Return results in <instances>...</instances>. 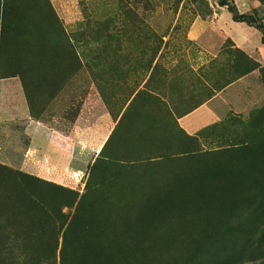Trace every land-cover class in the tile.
Instances as JSON below:
<instances>
[{
    "label": "rangeland",
    "instance_id": "374dc122",
    "mask_svg": "<svg viewBox=\"0 0 264 264\" xmlns=\"http://www.w3.org/2000/svg\"><path fill=\"white\" fill-rule=\"evenodd\" d=\"M224 1L253 26L217 0H0V75L23 80L34 119L71 128L101 65L119 103L150 74L168 112L152 125L165 145L133 141L126 109L117 156L76 153L64 181L32 174L24 123L0 122V264H264V0ZM240 78L227 118L178 129L174 115Z\"/></svg>",
    "mask_w": 264,
    "mask_h": 264
},
{
    "label": "crops",
    "instance_id": "0c3cea01",
    "mask_svg": "<svg viewBox=\"0 0 264 264\" xmlns=\"http://www.w3.org/2000/svg\"><path fill=\"white\" fill-rule=\"evenodd\" d=\"M114 70V65H101L97 69L100 74L96 79L95 104L91 106L88 98L81 97L80 113L73 125L71 124V128L66 127L64 122L57 125L56 118L34 119L21 78L0 75V122L24 123V134L28 144L23 165L29 168L32 174L49 181L62 178L64 181L73 173L72 160L76 153L81 161L78 163L79 166L86 165L82 161L90 160L93 153L98 156L103 152L102 155L106 157H116L118 148H115V144L119 142L116 127L126 109H130L131 113L129 119L134 128L131 135L134 137L133 141L138 137L139 141L160 142L164 143L161 145H165L166 134L163 132L157 134L154 126H165L160 124L159 118H163L164 121L168 116L166 106L161 104L166 103V100L162 99V94L151 91L150 74L144 75L143 79L138 80V84L135 74L129 77L128 83L132 89L127 100L121 104ZM84 79L81 74L79 80L81 87L86 81ZM246 83L245 78H240L191 111L183 115H174L178 129L190 137H199L201 131L223 121L231 114L230 112L237 109L233 99L237 93L241 94L244 91ZM109 101H112L111 105ZM141 114L145 117H141ZM54 123L56 126H53ZM145 127L147 128L144 129ZM146 131L149 132L150 139L143 140L141 134L144 136ZM159 149L167 151V147L161 146Z\"/></svg>",
    "mask_w": 264,
    "mask_h": 264
},
{
    "label": "trees",
    "instance_id": "16d2710c",
    "mask_svg": "<svg viewBox=\"0 0 264 264\" xmlns=\"http://www.w3.org/2000/svg\"><path fill=\"white\" fill-rule=\"evenodd\" d=\"M217 4L219 7L225 8L230 13L233 22L246 23L247 25L253 26V24L251 22L246 20L245 16L240 15L238 13L237 8L235 7L234 4H229V3L225 2L224 0H217ZM2 14H3V12H2ZM257 29H260V31L262 32V35H263V39H264V29L261 27H257ZM0 31H2V28ZM0 41H1V36H0ZM161 252H162V250L158 249L156 246L153 248H150L144 252L145 253L144 259L146 261H149V258L151 257L152 258L151 261H155L156 256H158V254Z\"/></svg>",
    "mask_w": 264,
    "mask_h": 264
}]
</instances>
